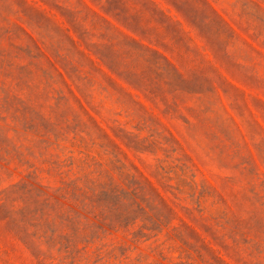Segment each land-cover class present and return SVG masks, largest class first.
Wrapping results in <instances>:
<instances>
[{
    "label": "clouds",
    "instance_id": "obj_1",
    "mask_svg": "<svg viewBox=\"0 0 264 264\" xmlns=\"http://www.w3.org/2000/svg\"><path fill=\"white\" fill-rule=\"evenodd\" d=\"M0 264H264V0H0Z\"/></svg>",
    "mask_w": 264,
    "mask_h": 264
}]
</instances>
